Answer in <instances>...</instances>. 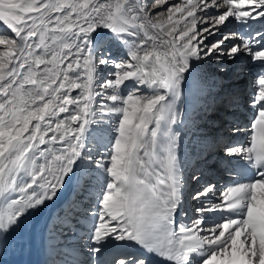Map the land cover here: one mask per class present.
Instances as JSON below:
<instances>
[{
	"label": "bare ground",
	"instance_id": "bare-ground-1",
	"mask_svg": "<svg viewBox=\"0 0 264 264\" xmlns=\"http://www.w3.org/2000/svg\"><path fill=\"white\" fill-rule=\"evenodd\" d=\"M256 144L264 0H0V264H144L162 212L184 264H264Z\"/></svg>",
	"mask_w": 264,
	"mask_h": 264
},
{
	"label": "rangeland",
	"instance_id": "rangeland-1",
	"mask_svg": "<svg viewBox=\"0 0 264 264\" xmlns=\"http://www.w3.org/2000/svg\"><path fill=\"white\" fill-rule=\"evenodd\" d=\"M236 29V28H235ZM190 72H191V70H189L188 71V74L190 75ZM96 76H98V73L96 74ZM104 77L103 78H105V79H110V77H109V75H107V73H104V75H103ZM65 83V82H64ZM251 82H246V81H243V82H241L238 86H236V87H234V89H233V91H231V93H229V91H230V87H228V86H223V83H219L216 87V91L217 92H219L218 94H219V97H217V100H215L213 103H212V105L213 106H215L217 103H220V102H225L226 103V105H227V103H228V99H232V95H233V93H234V91H236V90H240V92H248V91H250V89H251ZM69 89V88H68ZM73 89V88H72ZM72 89H71V92H74V91H72ZM70 90V89H69ZM249 96H251V94H249ZM214 97H211V99H213ZM215 99V98H214ZM233 102H234V100H233ZM251 110V109H250ZM249 110V111H250ZM46 111H49V110H45L44 111V114H43V116H44V119L45 118H47V117H49L50 116V111H49V114L46 116ZM215 112V109H213V110H211V114H213ZM221 113H222V115L223 116H227V113H226V109H223L222 111H221ZM219 113H217V115H218ZM229 116V115H228ZM217 139H216V141H218V142H221V141H225L226 140V138H228L227 137V135H226V133H225V131H222V133L221 134H219L218 135V137H216ZM219 145V144H218ZM201 162V159H199L198 160V162ZM207 163V164H206ZM209 162H203V163H199L200 165L198 166L200 169H202V170H204V171H211L212 170V167H210L209 168V164H208ZM212 172V171H211ZM213 172H214V175L215 176H221L222 177V175H227L226 173H224L223 171H221V172H219V174L217 175L216 173H217V171H214L213 170ZM220 173H224V174H221L220 175ZM222 178H224V180H231V177H228V176H225V177H222ZM226 178H228V179H226ZM225 183H228V182H225ZM197 191H199V192H202V190H196V191H191L190 192V194H189V198L191 199L194 195H195V193L197 192ZM87 214L89 213V210H88V212H86ZM226 213H224V215H225ZM189 217H190V219H191V221H193V222H195L196 220H197V214H195V212L192 210L189 214ZM214 215V214H213ZM212 215V216H213ZM227 215V214H226ZM180 216H182V211L180 212ZM200 216H205V214L203 213L202 215H200ZM212 216H208V217H206L205 218V220L204 221H207V222H209V225L210 226H214V225H220L221 223H222V219L221 218H217V219H215V220H213V218H212ZM79 218V217H78ZM74 225V227H75V225L77 224V223H73ZM85 232V231H84ZM83 232V233H84ZM51 256L52 257H50V259H52V258H54V254H51Z\"/></svg>",
	"mask_w": 264,
	"mask_h": 264
},
{
	"label": "water",
	"instance_id": "water-1",
	"mask_svg": "<svg viewBox=\"0 0 264 264\" xmlns=\"http://www.w3.org/2000/svg\"><path fill=\"white\" fill-rule=\"evenodd\" d=\"M73 91H75V89H73Z\"/></svg>",
	"mask_w": 264,
	"mask_h": 264
}]
</instances>
